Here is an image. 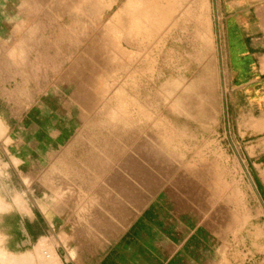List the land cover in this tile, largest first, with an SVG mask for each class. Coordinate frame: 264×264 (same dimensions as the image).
Here are the masks:
<instances>
[{"label": "rangeland", "instance_id": "obj_1", "mask_svg": "<svg viewBox=\"0 0 264 264\" xmlns=\"http://www.w3.org/2000/svg\"><path fill=\"white\" fill-rule=\"evenodd\" d=\"M26 1L22 37L0 29V251L264 264V95L234 106L223 3ZM19 210L47 236L17 249Z\"/></svg>", "mask_w": 264, "mask_h": 264}, {"label": "crops", "instance_id": "obj_2", "mask_svg": "<svg viewBox=\"0 0 264 264\" xmlns=\"http://www.w3.org/2000/svg\"><path fill=\"white\" fill-rule=\"evenodd\" d=\"M220 1L224 6L223 18L227 23V59L234 106H239L240 102H245L246 99L251 105L255 102H262L260 96L264 95V0ZM26 5H30L26 0H0V29L2 28L1 22L5 23L11 38H13L15 29L21 32L20 37L24 33ZM4 7L9 8L5 10ZM16 46H18V54L23 55L26 48L22 39L21 43L20 39L10 40L7 47L8 52L14 53ZM3 48L5 50V47ZM19 65L18 60L15 63L11 58L9 62L10 80L18 79ZM0 101L3 103L6 101V95L1 90ZM12 107L14 108L11 106V109ZM0 117H3L2 113ZM18 214L21 217L17 218L13 224L12 236L9 234L8 239L4 237L5 241L11 242V246L14 245V235L17 237V249L24 246V242L32 244L33 239L40 242L47 236L42 227V224L46 223L45 217L41 215L32 218L28 212L22 210H19ZM10 218H12L11 213L4 215V219L11 220ZM148 258L151 260L150 264H163L164 262V258L156 254Z\"/></svg>", "mask_w": 264, "mask_h": 264}, {"label": "bare ground", "instance_id": "obj_3", "mask_svg": "<svg viewBox=\"0 0 264 264\" xmlns=\"http://www.w3.org/2000/svg\"><path fill=\"white\" fill-rule=\"evenodd\" d=\"M147 1V0H146ZM153 1V0H152ZM152 1H149V2H152ZM141 2V1H140ZM155 2V1H154ZM143 4V3H142ZM145 4V3H144ZM152 4V3H151ZM143 6V5H142ZM145 6H147V7H145L146 9V11L148 12L150 9H152V6H151V8H149V10H148V4L147 5H145ZM154 6V5H153ZM154 11H156L155 9H154ZM153 11V12H154ZM145 13V12H144ZM162 13V12H161ZM147 15V14H146ZM149 15V14H148ZM152 15V14H151ZM161 15V14H160ZM155 16V15H154ZM144 17V16H143ZM148 17V16H147ZM165 18V17H164ZM143 20V19H142ZM149 20V19H148ZM155 23V22H154ZM157 23V22H156ZM153 26V25H152ZM147 28V27H146ZM153 28V27H152ZM153 31V30H152ZM146 32H148V31H146ZM6 130V129H5ZM4 127H3V125H2V123H1V121H0V137H1V135L3 136V134H4ZM18 204L19 205H22V203H19V201H18ZM1 209H3V206H2V204L0 203V210ZM48 259H51V254L48 256H46ZM31 260H32V256H30V255H23V256H21V257H17V256H13V255H8V254H6V253H4V252H1L0 251V264H32L31 263ZM47 260V259H46ZM53 260V259H52Z\"/></svg>", "mask_w": 264, "mask_h": 264}]
</instances>
